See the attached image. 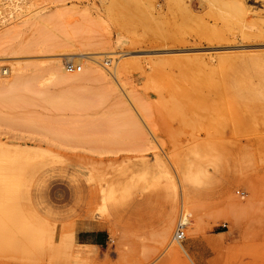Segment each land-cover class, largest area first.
I'll list each match as a JSON object with an SVG mask.
<instances>
[{
	"label": "rangeland",
	"instance_id": "374dc122",
	"mask_svg": "<svg viewBox=\"0 0 264 264\" xmlns=\"http://www.w3.org/2000/svg\"><path fill=\"white\" fill-rule=\"evenodd\" d=\"M142 1L139 24L125 17L133 7L121 0H0V47L33 44L12 56L0 50L10 55L0 58V78L15 59L67 67L75 51L101 52L108 71L72 83L44 74L31 82L29 129L1 126L9 147L41 148L19 206L55 231L34 256L2 248L0 264H264L263 1L249 0L257 24L224 21L206 5L205 20L224 37L184 20L183 0ZM157 4L167 18L154 17ZM154 21L155 34L147 30ZM53 43L70 48L67 55ZM230 53L245 60L219 80V57ZM216 86L228 95L219 97ZM183 211L191 223L178 241ZM90 228L104 230L108 244H83L77 233ZM77 251L83 258L74 263Z\"/></svg>",
	"mask_w": 264,
	"mask_h": 264
},
{
	"label": "bare ground",
	"instance_id": "6f19581e",
	"mask_svg": "<svg viewBox=\"0 0 264 264\" xmlns=\"http://www.w3.org/2000/svg\"><path fill=\"white\" fill-rule=\"evenodd\" d=\"M121 1L123 4L125 3L124 5H131L133 7V11L130 14H128V13L124 14L125 17L127 19L133 18L139 24L142 23L143 21H141V20L143 19V16H142L141 4L143 5V1L142 0H124V1L121 0ZM166 1H168V0H166ZM262 1H263L262 6L261 5L260 6L262 7V11H263L264 0H262ZM255 2H256V0H255ZM8 3H10V2H8ZM206 5H208L210 7L209 13L214 14L213 16H215V17L222 18L224 21L225 20L230 21V19L231 20L236 19L237 21H241V22L246 20L247 22H250L251 24H257V23H255L256 19L255 18H254L255 20L252 19L251 15H250V13H252L255 10V8H257V7H252L249 3V0H183V11H184L185 16H186V17L183 16L184 20H185V18H188L190 21L191 20H195V21L198 20L199 25L198 24L197 25L199 27L197 26L198 27L197 29H199L201 32L202 31H208L210 29H212V30L215 29L217 31H214V32L217 33V36L224 37V30H219L220 31L219 32L218 28L216 26H212L213 24L211 25V24H209V22L207 20H205L204 11L206 9ZM11 9H10V11H11ZM155 9H156V12H154V15H155L154 17H158V16H160V17L164 16L165 17L166 16V18H167V16L170 14V13L168 14V12H165L163 10L164 4L155 5ZM256 12H253V14H255ZM71 14H73V13L71 12ZM257 17L259 20L262 21V19L264 18V12L262 13L259 11V14H257ZM158 20H160V19H158ZM189 20L186 19V21H189ZM229 21H227V22H229ZM154 23L157 24L158 22L154 21ZM158 24L157 25L153 24L154 26L151 25L150 27L148 26L149 28L147 30L151 31L154 34L157 33V31L160 29V27L158 28V26H159ZM226 24H229V23H226ZM74 26H75V24H74ZM229 26H228V28H229ZM191 27H193V26H191ZM192 29L194 30V28H192ZM192 29L190 28V30H192ZM197 29H195V31H197ZM44 44L45 43H43V45ZM32 46H33V44L32 45L28 44V43L24 44V42L18 43V42L13 41L9 44H6V46L1 45L0 50L1 51L7 50V52L9 51V53L11 50L13 52L12 53V55H13L14 53L28 52L30 49H32ZM49 47L50 46H48V48ZM51 48H55V49H58L60 51H65L66 52L65 55H67V52H69L67 50L70 49L61 43H53L51 45ZM228 50H229V48H228ZM228 52H230V50ZM0 54H3V53H0ZM97 54L101 55L102 53L98 52V51L97 52H93V51L91 52L90 51L88 53H85V52H82V53L77 52L76 53V51H75V53H69L67 55V59H71L73 61V63L75 62V64H73V65L79 64V63L76 64V61H78V62L83 61L85 63L84 65L86 67V70H84L82 72H81L82 66H80V69L78 71H75V72L70 71V66H67V67L64 66L62 64V60L60 62H57V63H51L49 65H46V63L44 64L42 62H40V63H27V64L17 62V64H16L15 62L17 59H15L14 63L12 62V63L8 64V65H10V68L3 69V75H4V73H8L9 71H10V75H8L7 77L4 76V77L0 78V128H1V126H4V124H5V127L8 126V128H10V132L15 133V134L19 133L21 135L22 129L25 128L26 126H29V123L31 122V120H30L31 117H30L29 111H30V106H31L30 104H32V98H33V97L31 98L30 93L33 92V90H35V88H34V86H32L31 82L35 79H39L44 74L46 76L50 75V77L57 78L59 81L66 82V83H72V82H76V81L78 82L79 80L83 81V80H87V79L96 78V77L100 76V75H98L99 73L103 76L104 75L108 76V73H107L108 71L106 72L107 69H104V67L101 66L102 65V64H100V63H102V61H100L101 57L99 58L97 56ZM10 55H11V53H10ZM10 55L0 57V58L5 59V61H6V58L8 59V57ZM61 55L63 56L64 54L61 53ZM65 55L63 57H65ZM75 55H79L80 57L77 58ZM84 56H86V60L83 59ZM110 56L111 55H109V57ZM219 58H220V61H219L220 62V69L218 70V73H217L218 75L216 73L215 74H216V76H219L218 79L222 80V81L230 79V73H229L230 63L243 62L245 60L237 53H235V54L230 53V56H220ZM251 58H253L251 60H254V61H257V60L260 61L261 60V56H251ZM88 59H89V61H88ZM110 59H113V58H110ZM110 59L108 61H110ZM190 60H192V59H190ZM95 61L97 63H95ZM197 62H198V60H197ZM203 62L204 61L202 60L201 63H203ZM256 63H259V62H256ZM245 65H247V64H245ZM250 65H252V64H250ZM255 65L258 66V64H255ZM234 67H237V66H234ZM246 67L248 68L250 66L248 65ZM213 71L215 72V70H213ZM110 72L113 73L112 70H110ZM214 72H213V75H210V76H215ZM198 73H200V72L198 71ZM240 74H242V72H240ZM0 75H1V73H0ZM243 77H244V74H243ZM213 80H214V82L216 81V79H214V78H213ZM224 83L226 85L227 84L229 85V83H227V81ZM225 84H224V86L227 87L228 85L226 86ZM213 85H214V83H213ZM214 87H215V85H214ZM216 87H217V89L214 91L218 92V93L217 92L216 93L218 94L219 97H222L220 95H222L223 93H227V95H228L229 91L227 88L218 87V86H216ZM229 87L230 86H228V88ZM196 88L198 89V87H196ZM213 89H215V88H213ZM32 95H34V94H32ZM204 104H205V102H204ZM208 104H209V100H208ZM205 105H203L205 108L210 106V105L209 106L208 105L205 106ZM203 106H202V108H203ZM7 110H9V111H7ZM227 110H228V108H227ZM229 111H230V108H229ZM219 115H216L217 116L215 118L216 121H217V118H218V120L219 119L222 120V118H221L222 114L220 116ZM221 122H220V125H222ZM218 123L219 122H216L217 125H219ZM25 129H29V128L26 127ZM1 130H3V129H1ZM27 132H28V130H27ZM220 132H222V131H220ZM3 133H5V132H3ZM9 143L0 140V251L2 250V248H7L6 250H8V251H13V250L18 251L21 248L22 249L21 251L25 252L27 254V256L29 255V253H32V252H33L32 255L34 256V254L37 253V251L42 252L40 250H42L45 241H49V243L53 242V240H54L53 236H54V231H55V230L50 229V227H49L50 232L49 231L47 232V231H45L47 229H43L44 227L41 228V226H39V225L37 226L35 224L36 223L35 220H37V219L35 217L34 212H32L34 210L32 209V211H27V209H25L26 210V212H25V210H23V208H20V206H19V203L22 202V201L19 202L20 196L22 195L21 189L26 185L24 183L25 174L29 170L30 166H32L35 163V160H34L35 156L38 154H41L40 153L41 151L39 152V150L41 148L39 147L40 149H38V150H35L34 148H33L34 150L33 149H27L25 147H20V146H18V147L16 146L15 148H12V146L9 147V145H7ZM47 152L49 153V151H47ZM50 152H52V150ZM44 154H46V153H44ZM52 155H50V156H52ZM47 156L49 157V155H47ZM47 156H44V157H47ZM54 156H56V155L54 154ZM41 157H42V155H41ZM53 157H52V159H54ZM57 157H58V153H57ZM39 159H40V157H39ZM41 159H43V158H41ZM59 160H61V159H59ZM36 162H38V161H36ZM36 166H38V165L36 164ZM29 175H30V173H29ZM30 177L31 176H29V178ZM25 182H26V180H25ZM28 182H29V180H28ZM26 192H27V190H26ZM27 206H29V205L26 204L25 207H27ZM28 210H30V209L28 208ZM182 214H181L182 216H181V220H180L181 222L180 223L182 225L183 224H189L190 218H189L188 211H185V213L183 211ZM175 239H177V238L175 237ZM177 240L180 241L179 239H177ZM180 246L183 247L184 245L182 243H180ZM39 252L37 254H40ZM32 255H29V256H32ZM36 258H38V257H36ZM72 258L74 259V263H77L80 260H82L83 256L79 251H77L76 253H74L72 255ZM29 259H31V258H29Z\"/></svg>",
	"mask_w": 264,
	"mask_h": 264
},
{
	"label": "crops",
	"instance_id": "0c3cea01",
	"mask_svg": "<svg viewBox=\"0 0 264 264\" xmlns=\"http://www.w3.org/2000/svg\"><path fill=\"white\" fill-rule=\"evenodd\" d=\"M77 237L83 244H91L99 247H104L108 244V239L102 229H80L77 233Z\"/></svg>",
	"mask_w": 264,
	"mask_h": 264
},
{
	"label": "built area",
	"instance_id": "2783aa9c",
	"mask_svg": "<svg viewBox=\"0 0 264 264\" xmlns=\"http://www.w3.org/2000/svg\"><path fill=\"white\" fill-rule=\"evenodd\" d=\"M79 69H80L79 65H71L70 66V71H72V72L78 71ZM181 226H182V224L179 226V228L177 229V231L175 233V237L179 240L183 239L185 237V232Z\"/></svg>",
	"mask_w": 264,
	"mask_h": 264
}]
</instances>
